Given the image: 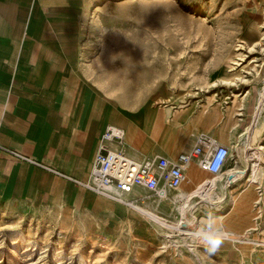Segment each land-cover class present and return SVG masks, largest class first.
I'll list each match as a JSON object with an SVG mask.
<instances>
[{"label":"rangeland","instance_id":"rangeland-1","mask_svg":"<svg viewBox=\"0 0 264 264\" xmlns=\"http://www.w3.org/2000/svg\"><path fill=\"white\" fill-rule=\"evenodd\" d=\"M65 1L49 18L70 102L147 113L170 155L210 134L236 165L214 176L192 164L197 175L162 202L142 190L136 207L169 227L81 189L0 206V264H264V0ZM221 231L231 236L209 235Z\"/></svg>","mask_w":264,"mask_h":264},{"label":"crops","instance_id":"crops-1","mask_svg":"<svg viewBox=\"0 0 264 264\" xmlns=\"http://www.w3.org/2000/svg\"><path fill=\"white\" fill-rule=\"evenodd\" d=\"M65 3L0 0V206L24 205L43 197L64 201L79 189L114 202L63 177L88 178L101 136L109 126L122 129L125 140L121 146L116 142L103 145L109 150L121 148L135 163L155 156L175 157L193 144L194 137L187 151L170 155L164 152L169 135L152 128L147 113L131 111L125 104L117 110L91 96L70 102L62 89L49 18L54 12L52 4ZM182 141L175 142V147H182ZM192 164L197 167L195 163L188 166L187 182L182 186L196 174ZM207 183L201 182L197 191ZM141 191L136 192L141 196Z\"/></svg>","mask_w":264,"mask_h":264},{"label":"built area","instance_id":"built-area-1","mask_svg":"<svg viewBox=\"0 0 264 264\" xmlns=\"http://www.w3.org/2000/svg\"><path fill=\"white\" fill-rule=\"evenodd\" d=\"M123 137V130L109 126L101 136V145L88 178L81 181L63 177L100 197L133 208L142 198L136 192L138 189L147 190L159 198H165L169 191H177L187 182L186 171L191 163L216 176L234 161L231 149L220 144L212 135L200 133L194 136L187 152L175 157L155 156L135 163L124 155L121 148L109 150L103 145L105 142H116L121 146ZM3 150L20 160L29 161L13 151Z\"/></svg>","mask_w":264,"mask_h":264},{"label":"bare ground","instance_id":"bare-ground-1","mask_svg":"<svg viewBox=\"0 0 264 264\" xmlns=\"http://www.w3.org/2000/svg\"><path fill=\"white\" fill-rule=\"evenodd\" d=\"M256 128V127H255ZM252 127L250 128V130L248 131V135L250 136V134H251V132H252ZM250 157H252V156H250ZM258 160V159H257ZM255 163V162H254ZM253 167H252V172H253V176L255 175V173H256V164L255 165H252ZM258 168V167H257ZM245 173H246V171H243V172H241V173H238V172H235L234 174H232V176H230V179H229V181H228V185H231L230 183H232L233 181H235V180H237V179H240V178H243V177H246L245 176ZM252 176V175H251ZM254 180V179H253ZM205 182V181H204ZM213 187V183H210L209 185H208V187L206 186V185H201V187L198 189V191H197V195L198 196H200V197H205L207 194H208V191L209 190H211V188ZM206 188V189H205ZM159 198V197H158ZM176 199H178V200H184L185 199V193L183 192V191H181L176 197H175ZM223 198V197H222ZM169 199V192L167 193V196L165 197V198H161L160 197V202H162L163 200H168ZM247 204V203H246ZM137 205V204H136ZM136 205H135V207H131V209H133V210H136V211H138L141 215H143V216H146V217H153L155 220L157 219V217H155V216H153V215H151V214H149L148 212H146V211H144V210H142V209H140L139 207H136ZM184 204H181L179 207H178V210L179 211H183V209H184ZM226 216V215H225ZM161 220H159V219H157V222H159L162 226H171L170 224H167V223H163V222H160ZM228 224V223H227ZM167 227V228H168ZM172 227H174V226H172ZM219 229V228H218ZM195 232V231H194ZM202 232V231H201ZM188 235H191V233H187ZM199 233L198 232H196V233H193V235H198ZM200 234H204L203 232L202 233H200ZM207 235H208V233H206ZM209 235H211L212 237H215V238H229L230 236H231V234L230 233H228V232H226V231H221V232H213V233H210Z\"/></svg>","mask_w":264,"mask_h":264}]
</instances>
